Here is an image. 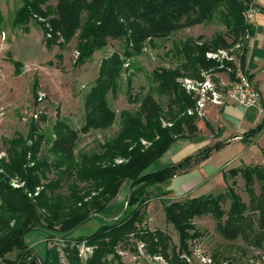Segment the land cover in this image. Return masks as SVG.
<instances>
[{
    "label": "trees",
    "instance_id": "1",
    "mask_svg": "<svg viewBox=\"0 0 264 264\" xmlns=\"http://www.w3.org/2000/svg\"><path fill=\"white\" fill-rule=\"evenodd\" d=\"M49 1L23 0L12 16V26L28 32L31 18L43 19L46 47L64 48L75 41L76 66L89 62L109 40H123L125 49L123 53L113 52L101 59L96 79L83 97L80 128L73 129L65 119L57 117L52 135L38 132L36 123H31L26 137L16 134L5 142L6 158L0 159V261L24 264V258L30 256L29 246L38 249L42 240L58 239L65 242L62 250L68 264H83L78 257V244L93 248L85 264H106L105 255L113 253L114 246L128 234L143 240L151 254L167 258L169 237L159 230L137 229L142 220L140 215L144 214L147 201L153 196L150 189L167 182L177 170H190L205 161L212 150L224 144L216 142L176 165L149 172L151 165L183 138L185 132L193 135L197 131L198 117L182 115L194 108L195 101L180 89L176 79L181 76L203 81L202 72H218L217 64L207 58V54L225 52L231 56L233 47L253 36L254 27L243 15L249 0H55L53 6ZM261 12L264 13V9ZM212 18L222 21L224 33L210 40L185 41L176 47L172 56L185 59L180 72L179 69L160 68L152 73L159 94L167 99L166 111L153 92L148 91L140 99L136 113H119V129L100 146V152L75 154L80 135L104 131L114 125L117 115L109 106L108 96H117L120 78L129 69L126 60L135 55L131 48L137 49L155 39H167L179 30L201 25ZM246 54L247 49L240 57L242 71ZM11 62L15 74H20L23 64ZM131 76L129 73L126 78L129 101L132 100ZM36 88L37 83H34L35 101ZM263 127L264 122L244 133L241 141L255 136ZM44 146L45 151L42 150ZM49 174H53V178L49 179ZM222 175L224 181L227 177L241 178L248 203L230 187L218 195L163 203L165 218L178 233L182 251L187 252L188 240H198L202 236L192 220L207 215L214 220V229L222 239L242 238L251 247H263L264 164L231 168ZM10 179H16L23 187H12ZM127 180L126 207L117 215L107 211ZM255 186H258V193ZM36 189L39 191L34 195ZM227 198L229 207L224 211L222 204ZM93 218L101 225L88 236L73 238L71 246L67 239L76 228ZM14 250L19 251L22 261L6 259ZM43 259L44 264H59L54 250H46ZM172 262L180 264L177 258ZM233 263L228 260L227 264Z\"/></svg>",
    "mask_w": 264,
    "mask_h": 264
},
{
    "label": "rangeland",
    "instance_id": "2",
    "mask_svg": "<svg viewBox=\"0 0 264 264\" xmlns=\"http://www.w3.org/2000/svg\"><path fill=\"white\" fill-rule=\"evenodd\" d=\"M22 3L23 0H0V33H5L6 36L5 45L3 46V58L0 60V151H5V142L16 134L26 137L31 123H36L38 132H44L48 135H52L53 125L57 117L65 119L73 129L80 128L83 124V97L96 79L101 59L113 52L123 53L125 49L123 40H109L106 47L95 52L89 62L76 66L75 41H71L64 48L54 46L48 49L46 47L42 31L43 19L39 17L31 18L27 24L28 32H24L22 27L14 28L12 26V16L22 6ZM55 3V0L48 2L51 6ZM254 3L258 11L264 9V0H254ZM255 23L259 31L258 40L261 45L264 40V23L258 21V19H255ZM224 32L225 26L222 21L218 18H212L201 25L179 30L167 39H155L139 46L137 49L131 48L135 55L126 60L129 69L120 78L117 96L116 98H112L111 95L108 96L109 106L117 115L114 125L104 131H90L86 135H80L74 150L75 154L100 152V146L106 140L111 139L119 129V113L121 111L136 113L140 99L148 91L153 92L156 101L163 111H166L167 99L159 94L158 86L152 77L153 71L164 68L169 70L179 69L180 72L182 70L180 65L185 63V59L172 56L176 47H180L185 41L194 43L199 39L201 41L210 40L215 35ZM247 45V40H244L239 46L233 47L231 56L215 53L217 57L210 59L217 64L216 71L218 72H202L201 75H208L207 78L215 82L232 80L233 76L228 68L241 69L240 57L243 51L247 49ZM12 60L23 64L20 74H15ZM49 62L52 64L50 65ZM129 73L132 75L131 101L128 100L126 94V78ZM259 78L262 79V77ZM186 79L194 80L190 77L180 76L177 77L176 81L180 89H184L186 94L190 95L196 103L194 95L186 91L184 86ZM34 83H37L35 92L37 98L39 92L45 94L42 101H38V99L35 101V97H33L32 87ZM207 105L203 109V114L210 121L209 124L207 122L204 126L201 124L200 130H197L193 135L185 132L183 138L176 141L175 146L181 141L186 144L193 143L197 138L208 139L210 141L209 146H212L219 142L212 139L217 129L220 130L221 138H228L230 134H244L249 130L256 129L264 122L263 107L247 109L248 113L244 119H237L232 122L220 118L224 115L219 113L218 106ZM194 108L187 109L182 115H189V112L195 110ZM35 114L36 117H34ZM192 115L198 117V120L202 117H199L196 113ZM229 139L231 138L229 137ZM142 144L146 145L144 141ZM45 149L44 146L42 150L45 151ZM196 152L186 154L184 150L177 156L173 154L172 156H166V160L161 158L151 165L149 172L176 165ZM177 159L180 160L177 161ZM249 164H264V127L247 141L226 142L219 149L212 150L208 158L198 164L196 169V173L205 181L201 187L190 189L191 185L184 178H181L183 179L181 184L176 183L181 175H185L189 171L187 168L177 170L175 175L167 182L150 189V194H153V196L148 199L144 214L140 215L142 220L137 225V229L140 231L148 230L149 232L159 230L169 237L166 249L167 258L162 254H151L143 240L136 238L133 234H128L114 246L113 253L105 255L106 264H174L172 261L175 258L178 259L180 264H227L228 260H232L233 264H264V260H262L264 245L262 248H254L246 244L242 238L235 241L222 239L215 231V222L210 215L196 217L192 220L194 227L202 233V236L198 240H188L186 244L187 252L182 251L178 233L166 220L163 211L164 202L183 201L209 194L218 195L225 193L229 187L238 193L245 203H248L249 197L244 190L241 178L238 176L234 180L227 177V180L224 181L222 172ZM196 166L194 165L191 169ZM53 176V174H49L48 178L51 179ZM233 180L235 184L232 183ZM10 183L14 188L23 187V184L16 179H10ZM38 191L39 189H36L34 195ZM128 191L129 180L122 184L119 193L108 205L107 211H113L115 214L121 212V208L126 207L124 203ZM255 192L258 193V186H255ZM225 200L222 209L227 211L229 199ZM100 225V221L93 218L76 228L67 241L72 246L73 238L88 236ZM39 244H42L40 248L33 249L43 263L45 251L54 250L58 254L59 264H68L62 250L65 242L58 239H48L46 241L42 240ZM30 248L32 246L27 249ZM76 249L83 264L93 254V248L90 246L78 244ZM21 258L18 250L6 255V259L9 261H22ZM23 261L24 264H37L36 261H33L31 252L29 258H24ZM0 264L8 263L0 261Z\"/></svg>",
    "mask_w": 264,
    "mask_h": 264
},
{
    "label": "built area",
    "instance_id": "3",
    "mask_svg": "<svg viewBox=\"0 0 264 264\" xmlns=\"http://www.w3.org/2000/svg\"><path fill=\"white\" fill-rule=\"evenodd\" d=\"M256 10L254 0H249V5L245 9L243 15L246 21L251 25H253V16ZM5 41V33H0V60L3 58V46L5 45ZM219 54L226 53L219 52ZM207 57L213 59L217 57V55L209 53L207 54ZM228 70L234 74V79L215 82L207 78L208 75H205L203 81L185 80L184 86L186 91L189 94H193L196 99L195 110L189 112V115L196 113L199 117H201L203 109L207 104L219 106L223 105L225 102H232L241 109L260 106L261 94L249 75L239 68L234 69L229 67ZM44 97L45 94L39 92L37 99L38 101H42ZM36 116L37 115L35 114L34 117ZM3 157H5V152L0 151V159ZM262 260H264V257H262Z\"/></svg>",
    "mask_w": 264,
    "mask_h": 264
},
{
    "label": "crops",
    "instance_id": "4",
    "mask_svg": "<svg viewBox=\"0 0 264 264\" xmlns=\"http://www.w3.org/2000/svg\"><path fill=\"white\" fill-rule=\"evenodd\" d=\"M255 19H258V21L264 23V13L261 11H257V10L254 12V16H253L254 34L251 38H249V37L246 38L248 47H247V54H246V58H245V62H244L243 71L249 75V77L252 79V81L255 82V84L257 85V89L259 90V92L261 94L260 106L255 107V108H260V107L264 108V40L262 41V43L260 45L259 40H258L259 31L256 27L257 25L255 23ZM259 77H262V79L260 80ZM233 79H234V77H233ZM211 105H213V104H211ZM215 106H218V105H215ZM218 107H219V113H222L225 116V117L222 116L220 118L224 119L226 121L230 120L233 122V121H236L237 119H244L248 113L247 109L238 108L232 102H225L223 105H219ZM248 109H250V108H248ZM206 122L209 124L210 121H208L204 117V114H202V117L196 123L197 130H200L201 124H203V126H204V124ZM209 127H211V126L209 125ZM224 135H226V134H224ZM242 135L243 134H230L229 137L231 139H229V137L228 138H226V137L221 138L220 137V130L217 129L216 133L214 134V138L212 137V139H216L219 142L226 143V142H230V141H240ZM209 142L210 141H208V139H204V138H202V139L197 138L194 140L193 143L189 142L188 144L183 143L181 141V142H178L179 144L177 146H175V144H177L175 142L169 148V151L167 153H165V155L162 157V159L166 160V156H172V154L177 156L178 154L182 153L184 150L186 151V154H192L196 151L198 152L199 150L205 148L206 146H209L210 145ZM189 156H191V155H189ZM179 160L180 159H177V161H179ZM197 167H198V165L195 168L189 170L185 175H181L179 177V181L176 183L181 184L183 181V179H181V178H184L186 181H188L189 185H191L190 189H192L194 187H201L202 185H204L205 181L203 180L202 177H200L198 175V173H196Z\"/></svg>",
    "mask_w": 264,
    "mask_h": 264
},
{
    "label": "water",
    "instance_id": "5",
    "mask_svg": "<svg viewBox=\"0 0 264 264\" xmlns=\"http://www.w3.org/2000/svg\"><path fill=\"white\" fill-rule=\"evenodd\" d=\"M29 251L32 253L33 261H36L37 264H44L43 261L39 258V256L37 255V253L34 251L33 248H30Z\"/></svg>",
    "mask_w": 264,
    "mask_h": 264
}]
</instances>
